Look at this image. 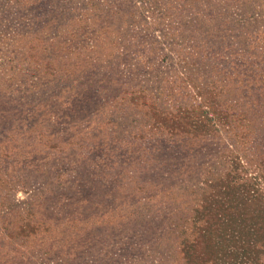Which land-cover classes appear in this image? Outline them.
Instances as JSON below:
<instances>
[{
    "label": "rangeland",
    "instance_id": "374dc122",
    "mask_svg": "<svg viewBox=\"0 0 264 264\" xmlns=\"http://www.w3.org/2000/svg\"><path fill=\"white\" fill-rule=\"evenodd\" d=\"M0 264H264V0H0Z\"/></svg>",
    "mask_w": 264,
    "mask_h": 264
}]
</instances>
